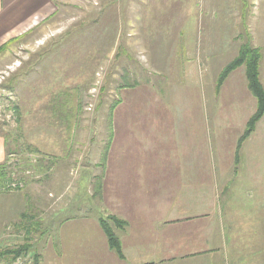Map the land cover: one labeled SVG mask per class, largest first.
<instances>
[{"label":"crops","instance_id":"0c3cea01","mask_svg":"<svg viewBox=\"0 0 264 264\" xmlns=\"http://www.w3.org/2000/svg\"><path fill=\"white\" fill-rule=\"evenodd\" d=\"M56 3L0 0V67L25 36L46 31L40 32V28L55 16ZM258 19H264V12ZM263 25L257 29V46L264 45ZM134 49L130 43L120 49L128 54L119 58L116 68L126 70L118 82L107 126L106 154L98 156L97 149L80 161L79 172L88 174L86 187L99 205L57 201L68 194L71 185L77 186L70 172L64 171L60 182L57 172L45 175L39 179L41 187L38 180L27 178L25 186L15 191L3 189L0 176V237L3 233L12 240L14 235L17 245L27 240L32 264H264V140L257 137L252 141L264 130L259 125L264 116L237 151L238 137L255 106L252 112L244 110L241 106L246 99L233 93L228 94L229 102L219 108L217 117L214 105L202 120L201 110L195 107L152 110L145 102L133 107L136 87L146 97L151 94L150 107L157 96L149 82L142 85L133 80L129 59ZM39 67L31 78L39 74ZM18 73L16 91L17 86L22 90L29 74L24 68ZM204 78L202 84H213L209 97L219 96L214 81ZM194 80L200 84L201 78L197 75ZM172 113L189 116L191 123L171 119ZM4 136L0 129V164L6 159ZM244 156L246 178L255 179L256 188H230ZM80 173L75 178L80 179ZM46 185L45 190L57 199L38 203ZM109 215L124 222L122 226L109 222L120 242L121 258L109 247L100 225V219ZM6 249L0 248V264L9 259Z\"/></svg>","mask_w":264,"mask_h":264},{"label":"rangeland","instance_id":"374dc122","mask_svg":"<svg viewBox=\"0 0 264 264\" xmlns=\"http://www.w3.org/2000/svg\"><path fill=\"white\" fill-rule=\"evenodd\" d=\"M56 4L55 16L49 25L40 28V32L46 31L25 36L26 42L22 39L0 67V110L13 111L14 105L21 115L19 122L14 112L8 121L4 114L0 115V129L7 136L8 144H16L20 150L17 151L24 154L32 147L44 158H59L54 162L45 159L47 162L37 169V162L42 158L40 154L30 153L32 166L24 165L21 169H29L39 177L26 175L24 185L30 178L38 180L41 187L39 179L53 172L60 175L59 181L64 171L70 172V179L77 184L71 185L68 194L58 199L45 190L46 185L41 188L44 193L40 194L38 203L56 198L66 203L99 205L92 190L86 187L88 174L79 172L80 161L97 149L98 156L106 154L108 108L117 99L118 82L123 69L126 70L116 68L119 58L128 54L120 51L121 46L124 48L130 43L136 48L129 59L133 80L142 85L149 82L157 95L150 107L151 94L146 97L144 90L136 87L133 107L142 102L152 110L195 107L201 110L202 120L214 105L217 117L219 108L229 102L228 94L233 93L246 99L241 106L244 110H254L255 99L247 89L244 66L229 75L220 95L214 99L209 97L213 84H202V78L216 84L221 70L238 56L244 44L260 52V79L264 86V45L257 46L255 42L260 37L257 29L264 24V19L257 20L264 12V0H57ZM36 67L39 74L33 79ZM20 68L29 74L24 77L22 90L17 86L19 93L14 85ZM197 75L201 78L200 84L193 81ZM9 95L12 99H8ZM64 102L65 109H62ZM178 113L168 117L177 121L184 118V124L191 123L189 116ZM259 125L264 129V119ZM257 137L264 140V130L252 141ZM246 159L244 156V164L230 182V188H256V180L246 178ZM79 173L80 179L75 178ZM1 235L0 248L17 245L16 236L10 240Z\"/></svg>","mask_w":264,"mask_h":264},{"label":"trees","instance_id":"16d2710c","mask_svg":"<svg viewBox=\"0 0 264 264\" xmlns=\"http://www.w3.org/2000/svg\"><path fill=\"white\" fill-rule=\"evenodd\" d=\"M260 58H261V55L258 49L254 47L251 48L250 45L243 44L238 52V56L235 59H233L230 63H228L221 70V72L218 75L216 84H215V90L216 92H219L221 86L223 85L228 75L235 69L241 66H244L247 89L252 94V96L255 98V110L247 119L244 129L241 135L238 137L237 144H236L237 151L239 150L242 142L251 135V133L255 130L257 123L264 116V86L260 79ZM61 104L63 107L62 109H65V102ZM114 104L115 102H113L108 108V111H109L108 112V117H109L108 124H110V116H111V112L114 107ZM12 108L15 114V119L17 122H19L20 116H21L19 108L14 105H12ZM68 130L71 131V128H68ZM4 137H5V141H7V136L5 135ZM26 148L28 149L29 147L27 146ZM17 150L20 151L19 147L16 144L11 145V144H8V141H7L6 159L3 163L0 164V176L2 177L1 180L4 182L2 186L3 189H5L4 187L10 178L9 172H8V165L6 163L7 156L9 154L13 153L19 156V166L20 167L23 166V164H21L20 162H23L24 165L27 167L32 166L31 161L29 160L30 153L40 154V152L36 148H32V147L29 149V153L27 151V154H24L23 152H18ZM22 157H24V160H22ZM40 157L43 159L46 156L40 154ZM42 159H39L37 163H40ZM21 177H24V175H21ZM110 221L114 222L115 224L119 226H122L124 222L112 215H109L106 219H100V225L107 237V242H108L109 247L112 250H114L117 253V255L121 258L123 256L122 251H121V245H120V242L117 236L115 235L114 231L111 228V225L109 223ZM29 249H30V244L27 240H25V242H23L22 244L16 245L13 248H7L5 250V254L9 257L8 260H10L17 256L29 255L28 254L30 252Z\"/></svg>","mask_w":264,"mask_h":264},{"label":"built area","instance_id":"2783aa9c","mask_svg":"<svg viewBox=\"0 0 264 264\" xmlns=\"http://www.w3.org/2000/svg\"><path fill=\"white\" fill-rule=\"evenodd\" d=\"M8 99H12V96L9 95ZM2 114H4L6 118H8L7 121L13 117V111L10 109H8V111L0 110V115ZM6 163L8 165V172L10 177L9 181L6 183L4 187L6 190L13 191V190L22 189L25 186L23 180H25L24 177H26V175L33 176L36 179L39 177L38 174H37L38 177L37 176L35 177V175L29 169H21V167L19 166V156H17L16 154L13 153L9 154L7 156ZM21 175H24V177H21ZM2 264H32V257L29 255H21L15 257L12 261L8 263L4 262Z\"/></svg>","mask_w":264,"mask_h":264}]
</instances>
